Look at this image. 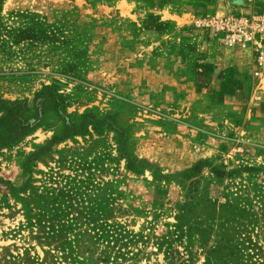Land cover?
<instances>
[{
    "label": "rangeland",
    "instance_id": "374dc122",
    "mask_svg": "<svg viewBox=\"0 0 264 264\" xmlns=\"http://www.w3.org/2000/svg\"><path fill=\"white\" fill-rule=\"evenodd\" d=\"M263 15L0 0V264H264V38L206 24Z\"/></svg>",
    "mask_w": 264,
    "mask_h": 264
},
{
    "label": "built area",
    "instance_id": "2783aa9c",
    "mask_svg": "<svg viewBox=\"0 0 264 264\" xmlns=\"http://www.w3.org/2000/svg\"><path fill=\"white\" fill-rule=\"evenodd\" d=\"M206 24L221 33L229 45L246 44L257 38L259 40L264 38V15L254 18L226 16L206 22ZM260 65L264 66V54L260 55Z\"/></svg>",
    "mask_w": 264,
    "mask_h": 264
},
{
    "label": "trees",
    "instance_id": "16d2710c",
    "mask_svg": "<svg viewBox=\"0 0 264 264\" xmlns=\"http://www.w3.org/2000/svg\"><path fill=\"white\" fill-rule=\"evenodd\" d=\"M49 90H50L49 87H45V90H43V92H41L37 96H43V94L48 92ZM22 105H23L22 101H17V102H8L5 100L0 101V110H3V109L6 110L5 116H3V118L0 119V140H1V142H2L3 137H4V139H7L5 137V135H7V134H9V137H12V139L14 136V140H12V142H15V140H16L15 131H13L10 128V125L12 123L13 125L18 126L16 124L17 120H18V123H22L21 126H19L17 128L18 130H22V131H24V133H26L30 129L31 126H30V123L28 122L29 118L25 117L23 115L22 108H21ZM25 122H27V124H25ZM7 124H9V125H7ZM10 144H11V142H10ZM188 177H190V176H188L186 174V178H188ZM195 182H196L195 180H192L191 184H194Z\"/></svg>",
    "mask_w": 264,
    "mask_h": 264
},
{
    "label": "crops",
    "instance_id": "0c3cea01",
    "mask_svg": "<svg viewBox=\"0 0 264 264\" xmlns=\"http://www.w3.org/2000/svg\"><path fill=\"white\" fill-rule=\"evenodd\" d=\"M246 57V56H245ZM245 60H246V58H245ZM245 64H247V62H245Z\"/></svg>",
    "mask_w": 264,
    "mask_h": 264
}]
</instances>
